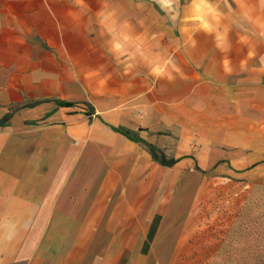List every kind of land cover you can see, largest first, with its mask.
Listing matches in <instances>:
<instances>
[{
    "label": "crops",
    "instance_id": "crops-1",
    "mask_svg": "<svg viewBox=\"0 0 264 264\" xmlns=\"http://www.w3.org/2000/svg\"><path fill=\"white\" fill-rule=\"evenodd\" d=\"M100 5L0 0V264H224L195 218L264 200V0Z\"/></svg>",
    "mask_w": 264,
    "mask_h": 264
},
{
    "label": "rangeland",
    "instance_id": "rangeland-1",
    "mask_svg": "<svg viewBox=\"0 0 264 264\" xmlns=\"http://www.w3.org/2000/svg\"><path fill=\"white\" fill-rule=\"evenodd\" d=\"M84 2L93 4L98 2V7H101V2H113L115 12H120L118 17H127L129 14V23H136L133 20V13L139 11V9L134 8L137 2L140 1H154L162 3V0H83ZM188 1L194 0H169L167 4L162 3V17H163V27L169 21H164L165 18L171 16H177L180 20L178 21L181 25L184 20L183 18L189 16H201L199 13L201 9L184 8V5ZM201 1V0H198ZM129 4V5H126ZM179 4L177 5L174 4ZM123 4V5H121ZM169 4H172L171 7ZM128 7V8H127ZM211 12L212 10H206ZM182 19V20H181ZM121 23V20L118 21ZM244 191L235 187L233 183H223L215 180L210 185H208V192L212 194L211 199L200 202L203 204V212L198 214L195 218L199 221H204L205 224H209V227H216L220 223L222 218H225L229 226H226L225 236H222L220 229V235L216 233H210L216 237V239H224L226 241V247L219 249V256L225 260L224 264H234L233 257L235 250V244L239 242L243 244L242 246H247L243 250L242 259L243 264L251 261V264H264V200L251 201L247 199L246 201H239L233 198L234 193ZM261 191V190H258ZM263 191V190H262ZM249 189H246V193H249ZM220 219V221H218ZM221 228V227H220ZM239 243V244H240ZM251 246V247H250ZM256 247V248H255ZM257 250V251H256ZM201 252V250H196ZM215 251L213 248L210 253Z\"/></svg>",
    "mask_w": 264,
    "mask_h": 264
},
{
    "label": "clouds",
    "instance_id": "clouds-1",
    "mask_svg": "<svg viewBox=\"0 0 264 264\" xmlns=\"http://www.w3.org/2000/svg\"><path fill=\"white\" fill-rule=\"evenodd\" d=\"M169 2V0H162V3L167 4ZM228 61H225V64L227 65Z\"/></svg>",
    "mask_w": 264,
    "mask_h": 264
},
{
    "label": "trees",
    "instance_id": "trees-1",
    "mask_svg": "<svg viewBox=\"0 0 264 264\" xmlns=\"http://www.w3.org/2000/svg\"><path fill=\"white\" fill-rule=\"evenodd\" d=\"M65 104H67V102H64ZM152 154H153V156H155V152H154V150H152Z\"/></svg>",
    "mask_w": 264,
    "mask_h": 264
}]
</instances>
